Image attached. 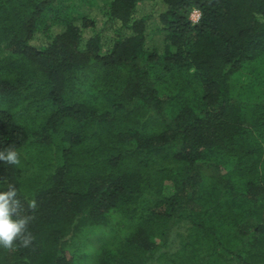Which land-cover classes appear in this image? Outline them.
<instances>
[{"label":"trees","instance_id":"obj_1","mask_svg":"<svg viewBox=\"0 0 264 264\" xmlns=\"http://www.w3.org/2000/svg\"><path fill=\"white\" fill-rule=\"evenodd\" d=\"M75 1L0 0V264H264V0Z\"/></svg>","mask_w":264,"mask_h":264},{"label":"clouds","instance_id":"obj_2","mask_svg":"<svg viewBox=\"0 0 264 264\" xmlns=\"http://www.w3.org/2000/svg\"><path fill=\"white\" fill-rule=\"evenodd\" d=\"M193 16L198 22L199 16L196 10H193ZM193 19V17H189ZM0 162L10 165L19 164L18 152L11 145L5 150H0ZM0 186V248L13 249L17 241H20L24 247H27L31 241V234L27 231L30 220L28 216L20 215L21 203L17 198V190L9 185L7 190ZM30 207H35L34 203Z\"/></svg>","mask_w":264,"mask_h":264},{"label":"rangeland","instance_id":"obj_3","mask_svg":"<svg viewBox=\"0 0 264 264\" xmlns=\"http://www.w3.org/2000/svg\"><path fill=\"white\" fill-rule=\"evenodd\" d=\"M104 2H105V0H76L75 5H76L79 12L88 13L91 11L92 8H93V10H97V7L102 6L104 4ZM70 4H72V2L68 1L67 6ZM78 11L73 12V16H77ZM196 13L198 14V16L200 15L197 11H196ZM192 17H193L192 20L194 21L195 16L192 15ZM155 38L159 39L158 35H156ZM93 242L94 243L92 244V246L90 248H88L89 251L96 250L100 246V244H102V241L100 240V237L98 238V236H96L94 238ZM90 262H92V261H90Z\"/></svg>","mask_w":264,"mask_h":264},{"label":"built area","instance_id":"obj_4","mask_svg":"<svg viewBox=\"0 0 264 264\" xmlns=\"http://www.w3.org/2000/svg\"><path fill=\"white\" fill-rule=\"evenodd\" d=\"M199 18H200V15H199ZM199 20V19H198Z\"/></svg>","mask_w":264,"mask_h":264}]
</instances>
